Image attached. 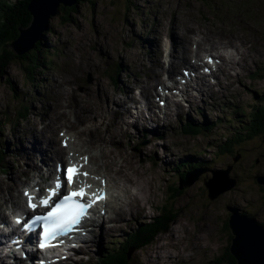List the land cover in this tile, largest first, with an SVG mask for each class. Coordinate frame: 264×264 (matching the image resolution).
<instances>
[{"label": "rangeland", "instance_id": "rangeland-1", "mask_svg": "<svg viewBox=\"0 0 264 264\" xmlns=\"http://www.w3.org/2000/svg\"><path fill=\"white\" fill-rule=\"evenodd\" d=\"M62 15L65 13L59 11L55 17L49 19V32H45L44 38L36 42L37 44L42 41L46 44V51L44 46L41 49L45 51L46 58L42 57L39 61L45 58L51 61V64L44 62V65L29 77L23 69L27 62L23 56L2 71L0 207L3 208L7 202L4 194L12 196L16 193L15 187L19 188V192L23 187L17 185L16 174L20 173L19 177L33 174L31 170L26 173L19 171L25 166L23 152L27 148L26 136L34 119H39L47 110V103L54 100L55 89L56 92H65L62 95L65 98L68 93L70 95L65 102L59 100L55 107H58L59 103L68 105L66 110H62V114L66 124H73V131L93 127V123L102 124V121L96 118L93 123L85 121L79 124L72 115V108L76 103H80L83 111L87 110L86 105L92 107L88 104L89 100L96 105L99 103L96 110L107 127L105 130L98 126L92 133H95L94 140L106 142L105 149L108 153L99 151L100 147L93 150L96 156L102 153L104 159L98 158L96 167L92 163L91 166L98 168L101 173H106V167L107 171L109 168L114 171L116 177L121 178L126 186L125 191L127 188L131 190V200L139 205L133 212L126 214L118 226L114 224L115 229L108 239L101 238L96 244L92 241L88 249L83 248L84 241L73 254L75 258H69L62 264L96 262L101 256L100 249L119 246L130 231L136 230L141 223L160 216L158 207L163 204L168 206L170 213H178L177 218L167 232L158 234L149 245L139 250L131 248L129 264H154L151 258L155 262L166 258L167 254L170 264H223L221 262L225 248L231 244L234 237L227 227L231 209L247 211L258 223H264V189L255 180L257 176L264 175V129L251 131V126L247 125L248 130L243 127L249 121L254 106L260 104L264 98V0H79L70 23L63 24ZM194 28L202 30L204 34L211 32L212 37H221L220 41L237 40L236 49L246 55L242 56V60L251 65L243 72L244 86L235 87L230 90L232 94L229 97L212 103L211 98L219 100L230 81L228 78L226 84L227 79H223L219 71L209 63L207 68L212 67L214 74L210 75L214 82L210 81L209 77L207 82L213 87V91L203 90L204 93L200 94L198 89H206V86L192 90L189 88L183 93L192 96L198 103L192 105V98L189 101L180 95L169 100L167 107L163 109L158 107L160 100L154 98V109L158 115L162 116L168 105L173 103H179V114L170 107L172 111L169 120L153 129L151 121L148 123L140 115L138 120L140 111L148 115L147 103L141 101L142 94L144 95L141 91H144L148 82L154 83L153 81H157L155 79H159L156 72H163L158 67L154 69L152 76L150 71H145L154 58V55H150L149 48L151 46L155 49L160 44L161 47L166 46L165 54L170 50L180 57L185 49L183 41L187 43L189 38L202 37V34L193 33ZM162 32H165V41L161 44L159 39L162 38ZM225 36H229L228 40L224 39ZM192 46L191 42V49ZM206 54L213 55L212 57L217 55L216 50L212 47L210 49L209 45L200 49L199 57ZM238 56L235 60L238 62L236 67L239 66ZM167 59L166 56L163 62L166 63ZM115 72H118L117 75ZM136 77L141 79L137 84L134 82ZM218 77L225 86L216 84ZM9 84L14 86L16 96ZM161 84L162 80L155 84V88L158 89ZM86 87H89L88 91ZM146 91L147 96L151 98L152 93ZM65 107L61 106L57 110ZM58 111L50 114L49 110L44 114H50L51 118L60 120ZM84 114L83 112L80 115ZM178 115H182L179 121L175 119ZM122 116H126L128 122L137 120L128 128V135L124 138L118 131ZM154 118L155 125L158 120ZM185 119L195 124L189 128L187 134L178 129L179 122ZM140 120L144 121H141L143 124L139 123ZM49 121L51 125L45 128L52 126V129H56L54 121ZM109 123L111 128L108 127ZM58 130L64 129L61 126L57 128V141ZM111 135L116 137L114 141ZM231 136L232 140L219 150L218 142ZM72 139L78 142L73 134ZM111 150L114 153H110ZM103 160L107 164L106 167L98 165V162L103 163ZM200 160L206 164L194 181L196 172H190L189 167ZM183 162L187 167L181 166ZM228 165L231 166L229 176L234 179V186L210 200L203 180L211 176L210 169L226 168ZM183 171H188L189 185L183 186L181 193H175L174 187L179 184ZM3 178H11L14 183H9ZM10 184L11 187H4ZM113 189L110 190L114 198L116 192ZM169 190L178 195L174 198L173 205L166 200V192ZM121 207L123 206H119L117 210L120 211ZM2 208L0 215L4 214ZM105 209L103 219L113 215L109 204L105 205ZM200 225L203 226L199 227ZM91 228L97 229L95 225H91ZM168 233L170 235H167ZM88 238H91V232ZM158 244L161 248L153 253L155 245ZM175 246L177 251L172 249ZM2 259L11 262L9 258ZM13 260H18V255ZM158 262L157 264H165L164 261Z\"/></svg>", "mask_w": 264, "mask_h": 264}, {"label": "bare ground", "instance_id": "bare-ground-1", "mask_svg": "<svg viewBox=\"0 0 264 264\" xmlns=\"http://www.w3.org/2000/svg\"><path fill=\"white\" fill-rule=\"evenodd\" d=\"M160 22H161V20H160ZM188 31H189V29H188ZM192 31H193V33L195 32V35H201L202 34V37L200 39H196L195 38L196 40L194 38L193 39L189 38V39H187V43L185 41H183L185 49L181 52V56L180 57L177 56V54L176 55L173 54V51H170V50L168 51L167 54H165L166 46L162 45V47H161V45L159 44V45L156 46L155 49L150 46V48H149L150 55H154V58L152 60V63L148 64V66L146 67L145 71L146 72L150 71V75H151L154 72V69H156L158 67V68L162 69L163 72L166 71L168 74H170V73L177 72L180 65H188L189 67H192L193 65L188 63V60H187L188 56L187 55L190 52H192V56L193 57H199L200 49H204V48H206V45H209L210 49L212 47L213 49L216 50L217 55H215L214 58H216L218 61L221 62L220 66L218 68L219 72H220V75L222 76L223 79H227V81H228V78H229V81H230L229 83L227 82L228 85L225 86L227 83L225 84L224 82H221V78H217V84L225 86V88L227 87L229 90H232L235 87H238V86H241V85L244 86L243 80L245 79V77L243 76V72L245 71V68H250L251 65L246 63L245 60H242V56L245 57L246 55H243V52H240V50L236 49L237 48L236 47L237 40L234 41V42L233 41H220V40H222L221 37L214 38V37H212L211 32H209L207 34H204V33H202V30H198V29H195V28L192 29ZM196 31H198V32H196ZM190 35H189V37H190ZM193 37H195V36H193ZM164 38H165V32H162V38L159 39V42L161 44L163 43V41H165ZM228 38H229V36H225L224 37V39H227V40H228ZM171 41H172V38L170 39V43H171ZM191 42H192V45H193L192 49L190 48ZM231 49H233L234 51H231ZM44 50L46 51V44L45 43H44ZM149 51H148V54H149ZM238 55H240V56H238ZM166 56L168 57V59H167V62L165 63V62H163V59L166 58ZM236 56L239 57V66L238 67H236L238 65V62L235 61L236 60ZM160 64L162 66H160ZM184 67L186 69H188L187 66H184ZM231 70H233V72H231ZM247 71H248V69H246V72ZM209 72H210V74H214V71H213L212 67H210ZM230 73H231V75H230ZM160 74H161V72H156V77L159 78ZM246 78H248V75H246ZM140 80L141 79H139V77H136V79L134 81L135 84L139 83ZM155 80L158 81V79H155ZM153 82L154 83L148 82L144 86V91H141L143 93L146 90H149L152 93L151 98H149L147 96L148 97L147 108L150 109V111H154V107L156 105L155 104V100L153 98L154 97L153 93L157 94V91H156V88H155V81H153ZM205 85H206V89H200L199 88L198 89V91H199L198 93H200V94L204 93L203 90H205L207 92L212 90L213 87L210 84H205ZM187 88H189L188 85H186V90H187ZM86 89L88 91L89 87H86ZM64 93L65 92H56V90L54 89V91H53L54 100L53 101H49L47 103V110L46 111L50 110V114H52L53 111L57 112L58 111L57 108H59V107L61 108V106H66L65 108H62V109H60L58 111L60 116H61L60 120L59 119L55 120L56 118L55 119L51 118L50 114L49 115L44 114V112H46V111L43 112L42 116H40L39 119H34V121L32 123V126H31V129L29 130V132H28V134L26 136V146H27V148L24 149V152H23L24 153L23 156H24V165L25 166L20 168V170H19L21 173H26L27 171L29 172V170H31L33 172V176L31 177V176L22 174L23 176L19 177L20 173H17L16 174L17 179H18L17 185L22 186V185L25 184V185L28 186V188L29 187L36 188L37 184L46 183L48 178H49V176L51 175V173L53 171V166H55V164L57 162V159L65 158L64 154L67 152L66 149L61 148L59 146V144H58L57 137L55 135L57 128L59 126H61L62 128H65L69 133L72 132V134L76 136V139L78 140V142H76L75 140L71 141L69 143L70 148L74 149L76 151H81V154H84V153L87 154L88 157H89V160H90V170L95 172L96 175L101 176V177H103L105 179L106 186H107L106 189L107 190H110V189L114 188L113 190H114V192H116L114 198H113V194L109 193V198L110 199H109L107 204H109V207L111 208V210L113 212V215L105 223H103L102 212L100 210L96 209V208H93L95 214L99 218V223L95 224L98 229H92L91 239L87 238V239H89V241H87L84 244V248L88 249L89 246L92 244V241H94V244H96L101 238L108 239L110 234L115 229V226L119 225V223L121 222L123 217L126 214H129V213L133 212L135 207L138 208L139 205L136 202H133L131 200V196H130L131 190L127 188L126 191H125L124 187H126V186H124V183L122 182L121 178L116 177L117 174L114 171H112L110 168L107 171V167H106L107 164H106V162H104V160H103V163L99 164V162H98V165H103L104 167H106V173H101V172H99L98 168H95L96 167L95 163L97 164L98 158H100V159H104V158H103L102 153H100L98 156H96L93 153V149L100 147V149H99L100 151L103 150L105 153H108V150L105 149V147L107 146L106 142L105 141L101 142L99 140L97 141V139L94 140V134L95 133L94 134L92 133L93 131L97 130L98 126L103 127L105 130H106V127H107L104 119L101 118L100 114L96 110L97 106H99V103H98V105H96V104H94L93 102H91L89 100L88 104H91L92 107H90L89 105H86L88 107H87V110H85V111L82 110V107L80 106L79 102L76 103V105L72 108V115L75 116V118H76V120H77V122L79 124H82L85 121L93 123L94 121H96L95 118L98 119V120H101L102 124L93 123L92 124L93 127H84L81 130L73 131V124H66V119L64 118V114H62V110H66L68 108V105H66L64 103L63 104L59 103L58 107H55L56 104H58L59 100H61L62 102H65L67 97H70V95L68 93V96L65 98L64 96H62V95H64ZM74 95H73V98H75ZM196 96H197V94H196ZM224 97L226 98L225 94H224ZM191 98H192V96H188L189 101H190ZM160 99H161V97H160ZM192 99L194 100L192 105L195 104V103H198V101H196L194 98H192ZM103 105L105 106L104 103H103ZM170 107L174 108L175 112L177 114H179V108H178L179 107V103L169 104L167 110H170ZM180 109H181V107H180ZM83 112L85 113L84 116L80 115ZM127 113H129V111ZM101 114H103V113H101ZM169 114H170L169 112L165 111L164 115L162 117L159 116V115H156L155 113L149 114L148 116H144L143 113L139 112L138 118H139V115H140V116L144 117V119L147 120L148 123L151 121L150 122L151 128L154 129V128H158L160 126V124H162L165 121L169 120ZM56 115H58V114H56ZM153 118L158 120L157 123L155 121V125H154ZM50 119L52 121H54V123H55L54 125L56 126V129H52V126H49V128H45L47 125H51V123L49 121ZM136 121L137 120L134 119V120H131L130 122H128L126 120V116H122V118L119 121V126H118L119 129H118V131L120 133H122L123 137L128 135V128L132 125V123H135ZM111 126H112L111 123H109L108 127L111 128ZM68 127H70V129ZM70 130H71V132H70ZM111 136H112V139L114 141V138H116V137H113V135H111ZM121 138H122V136H121ZM70 139H71V137H70ZM60 140H61V138H59V143H60ZM116 141H117V139H116ZM78 146H81L83 149H77ZM112 149H113V146H112ZM44 150H45V152H44ZM37 153H39L38 157L40 158L41 164L36 161ZM110 153H114L113 150H111ZM118 158H120V156ZM112 160H114V159H112ZM204 162L205 161L200 160V163L202 165H204ZM91 163L95 167H92ZM104 163H105V165H104ZM113 163H111V164H113ZM126 163H128V162H126ZM119 165H121V164H119ZM181 166H186L187 167V165L184 162L181 163ZM112 168H114V167H112ZM44 174H45V176H43ZM60 174H63V172L60 171ZM37 175L39 177H42L40 179V181L37 180V178H39ZM185 177H186V175L184 176V178ZM4 180L8 181L9 183L11 181L12 184L14 183L11 180V178L10 179H4ZM97 182L99 183V181H97ZM11 186H12L11 184L10 185H4V187H11ZM15 191L17 192V194H13L12 195L13 197L11 195L6 196L5 194L3 195V197H4L5 201H7L9 199H13L12 201H15L17 203V207H21V206H23V202H22V197L19 194V188L15 187ZM138 196L140 198V195H138ZM27 200H28V197H27ZM24 201H25V198H24ZM5 204H7V202H5L4 205ZM119 206H123V207H121L122 209L120 211L117 210ZM0 208H2V207H0ZM14 211H15V209L9 210L8 211V216H5L2 219H4V221L10 222V220H8L7 218L8 217L11 218L12 216H15ZM243 212L245 214H247L250 218L254 219V217L252 215H250L247 211L246 212L243 211ZM114 224H115V226H114ZM141 225H142V223H141ZM201 226H203V225H200L199 227H201ZM11 227L12 228H16L13 225H11ZM28 230H31V229L28 228ZM168 235H170V234H168ZM36 241H38L37 238H36ZM155 246H156L155 248L153 247L154 248V252L153 253L156 252V249H158V248L160 249L161 248V245H159V244L155 245ZM176 248H177V246H175L172 249L177 251ZM107 249L108 248L104 249V254L107 252ZM70 251L73 254L75 253V250H71L70 249ZM18 253H20V252H18ZM26 254L28 256H30L29 252H26ZM77 255H80V254H77ZM146 255L148 256L149 254H146ZM55 257H56L55 255H52L49 258L48 264H62L63 263L60 260V258L56 259ZM166 258H162V260H158V261H164L165 264L166 263L170 264V263H168L170 261L169 260L170 257H169L168 254L166 255ZM158 261L154 262V259L151 258V262H153L154 264L159 263ZM173 261H176V260H173ZM9 262L7 260H3L2 257L0 259V264H18V263H20L19 260H15L14 262H10V263ZM98 264H103V263L98 261Z\"/></svg>", "mask_w": 264, "mask_h": 264}, {"label": "trees", "instance_id": "trees-1", "mask_svg": "<svg viewBox=\"0 0 264 264\" xmlns=\"http://www.w3.org/2000/svg\"><path fill=\"white\" fill-rule=\"evenodd\" d=\"M29 0H0V78L3 74V69L10 65L15 60H19L21 57L25 56L26 65L23 66V69L26 72V75L32 77L35 74V70H37L40 66L44 65V62L47 61V64H51V61L45 59L46 53L45 51H41L44 44L42 41L35 44L34 51L24 54L22 56L14 55L12 51L8 49L9 44L18 36L17 29L19 26L26 27L30 22V15L27 11V4ZM79 2V1H78ZM76 6L72 7H63L60 6V12H64L65 15L62 17V23L67 24L71 22V15L75 13ZM38 52H41L39 54ZM43 58L39 61L40 58ZM23 63V64H25ZM118 72H115L117 75ZM252 76V74H251ZM264 76V72H263ZM113 80L114 78L111 77ZM115 81V79H114ZM10 85V84H9ZM12 88L13 94L15 96L17 93L13 90L14 86L10 85ZM24 117V114H22ZM195 124L189 120H185L180 123L179 131L187 134L189 132V128L194 126ZM251 126V131H260L264 129V98L262 102L257 106H254L253 110L250 112L249 121L243 125L244 129L248 130L247 127ZM207 126V124H204ZM232 136L225 141L218 142V149L224 148L223 145H227L231 140ZM228 142V143H227ZM198 161L197 163H199ZM194 164L189 167V171L193 172V170L198 166H202L201 164ZM178 171V170H176ZM188 171H184L180 174V179L184 178ZM179 179V180H180ZM261 185V184H260ZM263 188V186L261 185ZM183 189V188H182ZM182 189H179V184L175 185L174 191L175 193L182 192ZM167 198L166 200L169 203H172L178 195L170 190L166 192ZM170 193V194H169ZM173 205V203H172ZM158 211L161 213L160 216L154 218L152 221L143 222L140 224L138 228L134 231H130L125 238L122 239L119 246L114 248H108L107 252L104 254V249H100L101 256L98 258L96 262L91 264H98V261L103 264H129V260L131 259L130 251L131 248L134 250H139L154 241L156 236L160 233L167 232L169 226L178 216L176 212H169L168 206L163 204L161 207H158ZM264 225V223L262 222ZM228 229L229 224H227ZM169 234V233H168ZM167 234V235H168ZM231 237V236H230ZM230 243L226 246L225 251L223 253L222 262L223 264H237L235 257L230 253L229 247ZM129 254V255H128ZM89 262L85 263L88 264Z\"/></svg>", "mask_w": 264, "mask_h": 264}, {"label": "water", "instance_id": "water-1", "mask_svg": "<svg viewBox=\"0 0 264 264\" xmlns=\"http://www.w3.org/2000/svg\"><path fill=\"white\" fill-rule=\"evenodd\" d=\"M78 1L29 0L27 11L30 15V22L26 27H18V36L9 44L8 49L18 56L32 51L36 42L44 38L45 32H49L48 21L59 13L60 6H77ZM229 166L210 169L212 171L211 176L203 180L207 189V197L210 200L234 186V179L229 176V168H231ZM202 170L204 169L196 168L193 170L196 172L194 181ZM189 180L187 174L184 179H180L179 189L189 185L187 182ZM255 180L264 189V175L257 176ZM228 217L229 228L234 235L229 250L235 257L237 264H264V225L239 210L231 209Z\"/></svg>", "mask_w": 264, "mask_h": 264}, {"label": "snow or ice", "instance_id": "snow-or-ice-1", "mask_svg": "<svg viewBox=\"0 0 264 264\" xmlns=\"http://www.w3.org/2000/svg\"><path fill=\"white\" fill-rule=\"evenodd\" d=\"M209 62L211 59L209 58ZM61 133V136H64ZM68 140L65 138L64 146L67 147ZM87 156L80 157V161H74L72 154L69 153L67 164L63 166V177H57L55 187L47 191V195L39 198V203L34 202L36 197L25 191L28 197V205L32 209L43 206L48 211L42 215H36L32 220L24 224L25 228H31L32 225L43 222L44 231L40 234L41 248L46 247V241L54 239L59 235H65L73 226L79 225L82 218L88 215V210L97 203L107 199L105 184L106 181L101 176H91L85 171V165L88 164ZM99 181L100 186L95 187L89 183V177ZM66 182L67 191L61 192ZM94 189V190H93ZM17 223H20L17 220Z\"/></svg>", "mask_w": 264, "mask_h": 264}]
</instances>
